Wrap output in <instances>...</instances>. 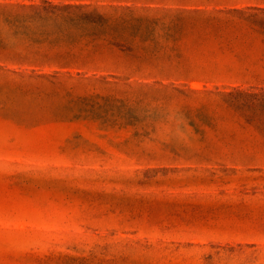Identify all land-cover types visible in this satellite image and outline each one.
<instances>
[{"label":"rangeland","instance_id":"rangeland-1","mask_svg":"<svg viewBox=\"0 0 264 264\" xmlns=\"http://www.w3.org/2000/svg\"><path fill=\"white\" fill-rule=\"evenodd\" d=\"M40 1L0 0V264H264V0H50L106 19L69 67L10 57Z\"/></svg>","mask_w":264,"mask_h":264},{"label":"trees","instance_id":"trees-1","mask_svg":"<svg viewBox=\"0 0 264 264\" xmlns=\"http://www.w3.org/2000/svg\"><path fill=\"white\" fill-rule=\"evenodd\" d=\"M10 9L2 15L15 28L16 34L25 36L38 48L25 54L14 53L10 57L19 62L31 64H57L69 67L85 63L82 54L73 50H63L62 45H73L81 38L96 30V26L106 22L96 9L89 11L90 5L56 3L50 0L30 4H10ZM257 25L264 43V19ZM3 44L0 41V45ZM47 45V49L43 46ZM243 108L253 112V116L264 118V88L258 92H237Z\"/></svg>","mask_w":264,"mask_h":264}]
</instances>
